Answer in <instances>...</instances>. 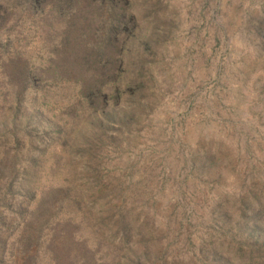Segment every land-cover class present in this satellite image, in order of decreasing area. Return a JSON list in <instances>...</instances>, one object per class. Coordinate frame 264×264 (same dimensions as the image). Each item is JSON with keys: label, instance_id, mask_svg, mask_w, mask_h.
Returning a JSON list of instances; mask_svg holds the SVG:
<instances>
[{"label": "rangeland", "instance_id": "rangeland-1", "mask_svg": "<svg viewBox=\"0 0 264 264\" xmlns=\"http://www.w3.org/2000/svg\"><path fill=\"white\" fill-rule=\"evenodd\" d=\"M22 1L0 0V46L15 61L14 80L0 85L15 94L0 88V136L19 142L0 151V183L15 155L29 156L35 185L66 191L34 225L72 213L82 243L73 253L101 243L98 264L110 263L122 229L114 264H264V229L256 239L243 215L264 200V0L81 2L65 12ZM112 8L131 25L118 26ZM119 32L122 93L89 103L81 83L95 76V48ZM21 246L0 264H25Z\"/></svg>", "mask_w": 264, "mask_h": 264}, {"label": "trees", "instance_id": "trees-1", "mask_svg": "<svg viewBox=\"0 0 264 264\" xmlns=\"http://www.w3.org/2000/svg\"><path fill=\"white\" fill-rule=\"evenodd\" d=\"M50 1L52 3V6H54V9H56L57 11L65 12L64 10L73 9L77 3L81 2H85L87 6H98L97 3L100 4L102 2V4H107V6L109 7L110 5L118 7L122 4L123 0ZM22 4L26 6V9L29 10L37 7L35 0H23ZM111 15H113L112 17L115 21L119 22L118 26L121 25V22L126 23L128 26L131 25L133 19L131 15H125L123 13L120 14L115 8H112ZM111 30L112 29H110V31ZM110 31L108 33L109 37L110 33H112V31ZM115 37V42H111V40L109 39L104 41L107 52L103 51L106 50V48H102L101 45H98L95 48V51L97 53L95 57H92V64H94V67L97 68V70H95L94 72L95 76L92 77L91 75V79L89 78L86 81L82 80L81 95L89 103H93L95 101L99 103L100 100L102 102H108L107 99L109 97L114 98L116 94L117 96H119V93H122L120 91L118 78L120 77V73H118L116 69L118 70V68L122 66V58L121 56H119L121 55V52L119 53V55L117 52H119L120 48L123 49L126 47L125 45L122 46L125 37L121 32H119V34H116ZM6 52L7 49L4 47L1 48L0 46V85H2V83L10 84L14 80L12 79L14 78V75H12L13 71L11 70V64L15 63V61H11V58L6 54ZM102 83H107V85L110 86V94L109 92L107 93V91H105L104 87H102ZM131 86L132 84L127 85V87ZM10 87L11 86L9 85L0 86L1 89L5 88L6 92L2 97L15 95L12 91L9 90ZM94 97L96 100L94 99ZM5 107L7 106L2 105L0 108L3 109ZM39 112H42V110H40ZM34 115L36 116L37 113H35ZM10 139V141L3 140V138L0 136V151L2 152V156L5 155V152L3 151H5L8 145L13 148H16L17 145H19L17 137H13ZM53 140L54 138L51 139V141ZM28 142L32 143V141ZM38 153L44 154L42 149H40ZM17 158L20 157L18 155H15L14 160H12V162L15 163H11V167L7 169L6 174L3 176L4 181L0 183V188L4 189V192L2 193V199L6 203L4 197L8 198L10 206V214L8 216L4 217L0 212V225L6 227L4 231H0V262L3 260L2 258H4V253L7 247H15V249H17V246L19 245V243H21V248H23L24 251L28 254L25 264H98L96 252L98 248L100 249L101 243H94V249L91 250V252H89L88 255H85L82 259H79L76 254L73 253V247L77 246V243L78 245H82L81 241H77L75 237V232L81 226V221L77 223L73 214L70 213L67 209L65 210L69 213L66 218H50L49 220H46L38 225V227L34 225L35 222H37L39 219L44 218L46 215H48L50 209L49 205H52L54 193L57 194L62 192L64 194V192L66 193V191L63 189V186H60L54 191L49 192L47 190H43L42 187L35 185L37 177L41 176L40 174L31 171V168L29 167V164L31 167L32 164L34 166L35 162L33 157L24 156L20 162L17 161ZM1 162L4 163V160L0 159V163ZM22 162V173L20 172L18 176V170L15 171V168L18 167L17 164H20ZM17 178L18 180L15 184V180ZM79 202L75 201L73 202V205L79 207L81 205V201ZM70 206H68L67 208L70 209ZM244 212V216L246 213L249 214L248 219L251 221V224H253V231H251L252 235H254L256 239L260 238V236H262L260 234L261 230L264 229V227L260 224V222L264 220V200L257 199L256 205H254V207L251 203L250 206L248 204L245 205ZM126 240L127 236L125 229H122V236L119 239L118 244L113 242L109 243L110 245L107 249V253H109V264H114V252L117 251L118 248H122V245ZM260 250V248L256 249L254 252H251V255L253 253L260 254ZM3 262H5V260L2 261V263Z\"/></svg>", "mask_w": 264, "mask_h": 264}]
</instances>
